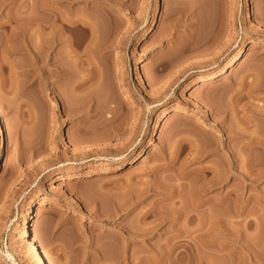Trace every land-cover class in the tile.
<instances>
[{
  "label": "rangeland",
  "instance_id": "obj_1",
  "mask_svg": "<svg viewBox=\"0 0 264 264\" xmlns=\"http://www.w3.org/2000/svg\"><path fill=\"white\" fill-rule=\"evenodd\" d=\"M43 2L0 0V264H264V0Z\"/></svg>",
  "mask_w": 264,
  "mask_h": 264
},
{
  "label": "bare ground",
  "instance_id": "obj_2",
  "mask_svg": "<svg viewBox=\"0 0 264 264\" xmlns=\"http://www.w3.org/2000/svg\"><path fill=\"white\" fill-rule=\"evenodd\" d=\"M42 2H43V0H42ZM44 2H45V0H44ZM43 2V3H44ZM46 3V4H45ZM44 4L45 5H47L48 3H47V0H46V2H45ZM243 4V6H246L245 5V3L243 2L242 3ZM49 5V4H48ZM47 5V6H48ZM40 8V7H39ZM43 10H47V12H49L50 14L52 13V15H50L49 13L47 14V19L46 18H42V17H40V19L38 20V22H37V24H36V28H35V35H37L36 37H37V39L39 40V48H41V50H43L44 49V39L45 38H48V37H52L53 36V34H54V31L56 30L55 29V24L53 23V9H51V8H49V7H46V6H42L41 5V11H43ZM244 14H247V13H244ZM42 16V15H41ZM46 19V20H45ZM143 24V23H142ZM141 24V25H142ZM30 25V24H29ZM143 27V26H142ZM34 28V27H33ZM142 29H144V27L142 28ZM33 33V32H32ZM55 33H56V31H55ZM36 39V40H37ZM50 39V38H49ZM51 41V40H50ZM48 42V41H47ZM256 42H259V41H256ZM256 42H250L249 44H250V46H255L256 45ZM47 44V43H46ZM47 46V45H46ZM245 50H246V46L245 45H242L241 46V48H240V51L236 54V55H234L232 58H230L220 69H218L216 72H213V73H208L206 76H197V77H195V79H194V81H193V83L190 85V89L192 90L191 92H193L194 90H196L197 88H199L200 86H203V85H208V84H210V83H212L216 78H218L219 76H222V75H224L225 73H227V71H229V70H231L244 56H245ZM37 52V51H36ZM174 52V51H173ZM42 53V52H41ZM175 53V52H174ZM174 53H172V54H174ZM182 53V52H181ZM40 54V53H39ZM37 55V54H36ZM122 55V54H121ZM118 56V55H117ZM119 56H120V54H119ZM171 56H173V55H171ZM171 56H170V58H171ZM181 56H183V55H181V54H179V52H178V54L176 55H174L170 60H166L165 62H164V65H163V70H167V71H169L171 68H173V70L175 69V70H178L179 69V67H180V65H181ZM38 57H39V55H38ZM41 58V57H40ZM42 58H44V57H42ZM41 58V59H42ZM166 59H169V58H166ZM41 61V60H40ZM42 61H43V59H42ZM42 61L41 62H39V64L40 63H42ZM43 63H45V62H43ZM42 63V64H43ZM163 64V63H162ZM40 67V66H39ZM40 71H42L41 69H40ZM172 72V71H171ZM174 72V71H173ZM166 74V73H165ZM170 78V76L168 75V73H167V76H166V79L167 78ZM44 78V77H43ZM179 80V79H178ZM178 80H176V82L178 81ZM185 80H183V82H184ZM175 82V83H176ZM83 83V82H82ZM148 83V86L149 87H151L154 83H155V80H154V78L152 79H149V81L147 82ZM165 83V82H164ZM78 85V84H77ZM164 85V84H163ZM162 85V87H160L158 90H157V95L158 96H164L165 94H164V92L165 91H163V86ZM44 86V85H43ZM80 86V85H79ZM166 86H168L167 85V83H166ZM165 86V87H166ZM83 88V87H82ZM80 89V88H79ZM81 91V90H80ZM158 98H161V97H158ZM157 98V99H158ZM62 100V99H61ZM104 103V102H103ZM79 105V104H78ZM85 105V104H84ZM100 105V104H99ZM103 105H105V104H103ZM102 105V107H104ZM79 107V106H78ZM80 108H81V105H80ZM77 109V108H76ZM76 109H74V111L76 110ZM83 109H85L84 107H83ZM99 109H101V110H99ZM104 109V108H103ZM80 110V109H79ZM96 110V111H95ZM93 112H97L98 111V114H101V116H102V114L104 113V110L102 111V108H98V110L97 109H95ZM67 111V110H66ZM73 111V112H74ZM78 111V110H77ZM76 111V112H77ZM70 112H72V111H70ZM166 112H167V109L166 108H164V109H162L161 110V112H160V116H165V114H166ZM69 113V112H68ZM73 114V113H72ZM76 114V113H75ZM98 114H96V115H98ZM69 115V114H68ZM74 115V114H73ZM77 115H78V113H77ZM89 115V111L87 110V113H86V115L85 116H88ZM75 116V115H74ZM100 115H99V117H101ZM104 116V115H103ZM73 117V116H72ZM112 117V116H111ZM108 118H110V117H106V119L104 120L105 122L102 124V126L103 127H105V129H109L108 131L109 132H112V131H110L113 127L110 125V124H112V123H110L111 121H110V119H112V118H110L109 120H108ZM104 119V118H103ZM102 122H103V120H102ZM101 125V124H100ZM101 126V127H102ZM111 126V127H110ZM102 127V128H103ZM80 128V127H79ZM82 128V127H81ZM83 129V131H85L84 130V128H82ZM104 129V128H103ZM114 129V128H113ZM112 129V130H113ZM116 129V128H115ZM0 130H2V124H0ZM100 131V130H99ZM106 131V130H105ZM82 132V131H81ZM89 133V132H88ZM91 133V132H90ZM97 133V132H96ZM104 133V132H103ZM93 134V133H92ZM98 134H99V132H98ZM100 134H101V132H100ZM110 134V133H109ZM90 135V134H89ZM102 135H104V134H102ZM92 136V135H91ZM108 136V135H107ZM113 136V135H112ZM95 137V136H94ZM103 137V136H102ZM104 137H106V136H104ZM98 139H100V138H98ZM97 139V140H98ZM105 139V138H104ZM88 158V157H87ZM86 158V159H87ZM83 163H86V160L85 159H78V160H76V161H74V160H68V161H66V164H65V166H68V168H69V166H81ZM59 168V167H58ZM104 170H106V169H104ZM103 172V171H102ZM105 172V171H104ZM56 174H61V170H58L57 171V173ZM98 174H102V173H98ZM214 175V174H213ZM90 176H92L91 174L89 175H86L85 176V178H89ZM228 196V195H227ZM69 202H71L72 204H78V201L76 200V199H74L72 196L71 197H69ZM43 206H47V208L49 209V210H58V209H60L61 207H60V205H57V204H45V203H43V202H41V203H38L37 204V206H36V208H35V211H34V213L32 212V214L29 216V220H32V218H34L35 216H36V214H38L40 211H41V208L43 207ZM209 226V225H208ZM32 227V225H30V224H27V223H23L22 225H21V227H20V230H19V232H18V238H20L21 240H23V242L26 244V246H27V250H28V255L30 256V257H32L34 260H36V263L37 264H48V262H47V258L45 257V255H43V253L41 252V250H40V248H39V246H38V244L36 243V241L34 240V238L31 236V233H30V228ZM208 230L209 231H213L214 230V228H208ZM207 230V231H208ZM9 258V257H8Z\"/></svg>",
  "mask_w": 264,
  "mask_h": 264
}]
</instances>
